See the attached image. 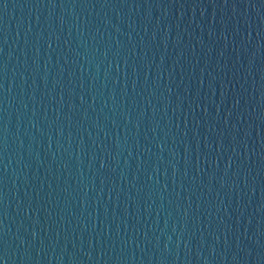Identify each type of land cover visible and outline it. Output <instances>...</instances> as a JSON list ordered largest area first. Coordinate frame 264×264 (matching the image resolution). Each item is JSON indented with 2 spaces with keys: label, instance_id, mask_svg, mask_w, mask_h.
<instances>
[{
  "label": "water",
  "instance_id": "obj_1",
  "mask_svg": "<svg viewBox=\"0 0 264 264\" xmlns=\"http://www.w3.org/2000/svg\"><path fill=\"white\" fill-rule=\"evenodd\" d=\"M0 264H264V0H0Z\"/></svg>",
  "mask_w": 264,
  "mask_h": 264
}]
</instances>
